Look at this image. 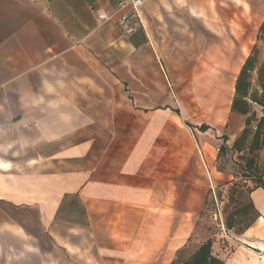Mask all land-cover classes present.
<instances>
[{
	"label": "crops",
	"instance_id": "crops-1",
	"mask_svg": "<svg viewBox=\"0 0 264 264\" xmlns=\"http://www.w3.org/2000/svg\"><path fill=\"white\" fill-rule=\"evenodd\" d=\"M143 3L126 35L115 0H0V264H171L225 182L198 136L244 129L231 107L264 0ZM236 66L227 114L189 123L186 73L218 91L200 72ZM250 200L255 223L213 244L226 264H264V189Z\"/></svg>",
	"mask_w": 264,
	"mask_h": 264
},
{
	"label": "rangeland",
	"instance_id": "rangeland-1",
	"mask_svg": "<svg viewBox=\"0 0 264 264\" xmlns=\"http://www.w3.org/2000/svg\"><path fill=\"white\" fill-rule=\"evenodd\" d=\"M257 43V42H256ZM259 55H258V66L264 61V41L258 43ZM252 51V50H250ZM251 53V52H249ZM248 55V54H247ZM250 55V54H249ZM243 55L241 56L240 63L242 62ZM238 65V64H237ZM238 66L231 70L226 69L225 71H204L202 77L208 78L210 81L215 79H222L223 87L215 86L210 84L206 86H191L190 80L194 77L195 72H187L185 78H187V86L184 88L185 95L184 101L186 105L181 107V112L187 116L186 120L194 124L196 122H207L214 127L215 120L218 118L216 109H222L227 114L228 104L232 98V85L235 82L236 75L238 73ZM214 82V81H213ZM253 83H257V74L253 75ZM220 99V102L213 103L215 98ZM215 106V110H214ZM255 111L258 118L262 117V109L255 106ZM216 130L210 131L207 135L198 136V145L203 148L207 157H210V152H214L215 149L220 148L223 145L222 133L216 134ZM228 136L226 146L228 150L219 153L220 156L216 160L215 168L222 174L225 175V182L210 189L206 198V205H203L200 213V218L197 223L196 231L194 232L190 247L182 254L183 259H187L197 246L205 242L209 238H213L216 242L218 236L222 234V223L226 222L228 218L234 217V220H238V216L235 214L245 208L249 202L248 187H252L251 181H245L242 177L240 169V159L238 155L231 149L233 146L234 135L230 134L227 130L225 132ZM203 139H206L207 143H204ZM195 145V144H194ZM211 148L205 149L207 146ZM197 147V145H195ZM256 162L259 172L256 174L258 178L264 179V149L259 150L257 153ZM207 189L191 188V190H184V195H191L190 198H205ZM183 195V196H184ZM186 199H182L186 202ZM195 201V199H193ZM242 226L237 225L236 228Z\"/></svg>",
	"mask_w": 264,
	"mask_h": 264
},
{
	"label": "trees",
	"instance_id": "trees-1",
	"mask_svg": "<svg viewBox=\"0 0 264 264\" xmlns=\"http://www.w3.org/2000/svg\"><path fill=\"white\" fill-rule=\"evenodd\" d=\"M264 41V22L262 23L258 35L257 43L253 47L250 55L243 64L235 84V95L232 102L231 112L246 117L245 126L241 135L236 139L232 146V152L238 155L241 160L240 169L245 181H251L252 187H248L249 202L243 210L237 212L238 220L234 217L228 218L222 223L223 232H232L234 235H243L258 219L259 213L250 200V194L255 189H264V179L258 178L259 172L256 157L259 150L264 149V61L258 66L259 48L258 43ZM257 74V83H253V75ZM255 106L262 109V117L258 118ZM208 129L206 126L200 127L204 132ZM223 145L220 147V153L228 150L226 143L227 136H223ZM220 156V154H219ZM242 226L236 228L237 225ZM213 238L207 239L190 253L189 258L183 259L182 254L190 247V244L184 249L178 251L176 258L171 264H226V261L214 255ZM191 243V240H190Z\"/></svg>",
	"mask_w": 264,
	"mask_h": 264
},
{
	"label": "built area",
	"instance_id": "built-area-1",
	"mask_svg": "<svg viewBox=\"0 0 264 264\" xmlns=\"http://www.w3.org/2000/svg\"><path fill=\"white\" fill-rule=\"evenodd\" d=\"M120 11L126 12L119 18L118 26L126 34L131 35L142 25L139 11L143 7V0H115ZM100 18L104 16L99 15Z\"/></svg>",
	"mask_w": 264,
	"mask_h": 264
}]
</instances>
